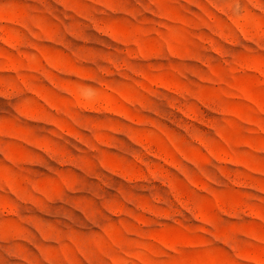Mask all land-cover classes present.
I'll return each instance as SVG.
<instances>
[{"label":"rangeland","instance_id":"rangeland-1","mask_svg":"<svg viewBox=\"0 0 264 264\" xmlns=\"http://www.w3.org/2000/svg\"><path fill=\"white\" fill-rule=\"evenodd\" d=\"M0 264H264V0H0Z\"/></svg>","mask_w":264,"mask_h":264}]
</instances>
